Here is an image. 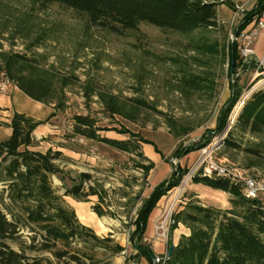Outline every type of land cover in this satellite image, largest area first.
I'll use <instances>...</instances> for the list:
<instances>
[{
	"label": "rangeland",
	"instance_id": "rangeland-1",
	"mask_svg": "<svg viewBox=\"0 0 264 264\" xmlns=\"http://www.w3.org/2000/svg\"><path fill=\"white\" fill-rule=\"evenodd\" d=\"M260 3L262 0H223L218 7L217 27L190 35L164 31L147 23H141L135 31L117 35L90 26L85 15L50 0H0V53H19L32 59V76L46 77L55 90H60L62 104L52 117L57 134L43 139L42 148L37 150L45 153L48 145H52V151H60L64 156L55 162L62 173L52 176L54 190L76 212L81 223L98 236L111 237L124 247L117 254L99 251V257L107 258L111 264H140L141 260L133 259L136 252L133 244L139 245V240L132 239L130 231L149 191L150 174L145 176L138 165H148L150 160L142 148L146 159L77 135L73 131L76 115L96 120V127L103 130L100 135L114 140L130 138L129 134L120 133L123 129L141 135L136 132L140 128L144 132L179 134L177 146L181 145L183 150L197 144L184 165L180 163L183 157L171 154L166 159L173 171L179 167L181 177L185 174L178 189L190 174L191 179L174 205L175 224H166V232L160 227L164 209L177 188L161 198V213L154 223L156 239L165 243L158 249L161 254H155L152 240L144 237L141 241L156 258L167 257L172 236L178 235L180 229H188L177 222L188 205L207 207L204 199L195 197L193 184L197 183H193L195 176L191 172L201 150L208 148L215 161L264 182V159L260 162L246 151L257 140L239 133L234 137L239 147L228 146V122L222 133L216 132L219 118L232 99L233 85L236 83L240 96L247 88L252 89L246 73L241 72L239 77L230 73L228 52L235 43L237 29V21H233L235 7L242 6L247 15L257 10ZM254 49L258 56L264 55L263 32ZM189 78L196 86L186 82ZM109 101L136 117L140 124L121 115L110 116L105 104ZM10 137L0 128V142ZM107 147L113 150L106 151ZM82 173L92 176L84 183V189L93 188L98 193L86 201L65 195L67 189L79 183ZM258 200L264 204V185ZM82 247L88 254L95 253L91 244Z\"/></svg>",
	"mask_w": 264,
	"mask_h": 264
},
{
	"label": "trees",
	"instance_id": "trees-1",
	"mask_svg": "<svg viewBox=\"0 0 264 264\" xmlns=\"http://www.w3.org/2000/svg\"><path fill=\"white\" fill-rule=\"evenodd\" d=\"M85 15L88 24L103 31L124 35L135 31L141 23H147L164 31L190 35L197 30L216 28L218 7L223 0H50ZM264 5V0L246 15L235 34L251 23L254 15ZM230 73L236 74L240 65L237 43L228 52ZM32 59L19 53H0V76L16 84L27 96L58 110L62 101L59 91L43 76H32ZM239 81V78H238ZM196 86L194 80L186 81ZM240 97L236 83L233 95L219 118L216 132L227 127L229 115ZM110 116L121 115L133 123L140 124L136 117L124 113L112 103H105ZM55 113L50 118L54 117ZM73 131L87 139L108 144L129 155L143 159L140 148L144 144L154 145L140 134L123 129L128 140H114L100 135L97 121L89 116L76 115ZM25 114H15L10 128L11 137L0 142V264H111L107 258L99 257V251L117 254L124 247L111 237H100L94 230L79 221L74 210L65 205L62 197L54 190L52 176L62 173L55 163L64 156L60 151H36L39 142L33 133L40 125ZM249 134L256 143L247 149L257 160L264 159V88L255 91L240 109L234 126L227 134L226 144L239 147L234 141L236 134ZM173 134L178 140L180 135ZM180 140V139H179ZM197 144L189 149L177 146L173 157L188 155ZM158 151V149H157ZM260 165V163H256ZM145 176L155 168L153 162L138 165ZM185 175V174H184ZM181 170L156 187L143 202L136 219L132 222L131 238L133 259H146L153 264L154 256L149 246L141 243L144 238L149 215L160 199L177 187L183 178ZM90 174L79 175V183L67 189L66 196L86 201L98 195L95 189H84ZM193 183L229 194L230 209L204 207L191 203L177 217L185 225L189 235H182L171 258L164 257L160 264H264V204L246 198L240 185L227 179H213L197 175ZM95 211H98L95 206ZM83 244H91L94 254H88ZM172 244H169V247ZM105 256V255H103Z\"/></svg>",
	"mask_w": 264,
	"mask_h": 264
},
{
	"label": "crops",
	"instance_id": "crops-1",
	"mask_svg": "<svg viewBox=\"0 0 264 264\" xmlns=\"http://www.w3.org/2000/svg\"><path fill=\"white\" fill-rule=\"evenodd\" d=\"M236 1V0H235ZM241 25L240 22H237V29ZM236 29V30H237ZM25 114L28 117L33 118L36 121L45 122L44 124L37 127L33 135L35 139L39 142V145L35 150L42 148L43 139L52 138L57 134V126L55 125L53 118H50L55 109L53 106H47L41 102H38L29 96H27L16 84H10L6 92H0V128L7 132V135L12 134L10 128L12 119L15 114ZM50 119V120H48ZM140 128L136 132H140L141 135L147 140L151 141L154 145L144 144L142 151L144 155L155 164L154 170L149 175L147 187L146 199L150 198L154 189L162 184L164 181L170 178L173 167L170 163L166 162V159L173 154L179 140L175 139L170 133L167 132H155V131H143ZM45 143V142H44ZM106 148V147H105ZM108 148V147H107ZM158 149V151H157ZM45 150H53L52 145H48ZM113 148H108L106 151H112ZM194 153L188 154L180 159V163L184 165L186 161ZM193 190L196 193L195 197L202 198L205 200L207 207H214L218 209H230L228 194L221 190L212 189L208 186L202 184H193ZM212 193L214 195H212ZM222 196L225 199L226 206L219 205L222 202ZM217 200V201H216ZM162 200L157 203L155 209L151 212L148 218L147 227L145 230L144 237L147 240H152L155 246V254L160 255L158 251L161 248L163 241L156 239L154 232V223L161 213L160 203ZM189 230L184 228L180 229L178 235L174 234L172 236V245L177 246L180 237L182 234L189 235ZM163 251L164 248H163ZM140 264H150L146 259H141Z\"/></svg>",
	"mask_w": 264,
	"mask_h": 264
},
{
	"label": "built area",
	"instance_id": "built-area-1",
	"mask_svg": "<svg viewBox=\"0 0 264 264\" xmlns=\"http://www.w3.org/2000/svg\"><path fill=\"white\" fill-rule=\"evenodd\" d=\"M235 8L236 12L234 14L233 21L243 23L246 17L245 10L242 6L238 5H236ZM262 32L264 33V5L254 15L251 23L233 37V42L237 43L240 56V65L235 76L239 77L241 72L246 73L250 78L249 86H252V89L248 90L247 88L245 93L240 96L233 107L229 116L226 134H228V132L234 126L238 113L245 104L246 100L255 91L264 88V55L258 56L254 49V44ZM10 84L11 82L8 80V78L4 76L0 77V92H6ZM201 151L202 153L200 159L195 164L194 169L191 171L193 176L201 175L202 177L213 179H227L235 185H240L242 193L246 198L251 200L259 198V194L262 191V186L264 185L263 181L256 180L252 177H247L244 175V171L229 169L224 165L223 162L215 161L211 155V152L208 151V148H204ZM173 163L175 166H177L178 161L174 159ZM188 176L191 179V174ZM183 186L184 185H182V187ZM181 188H177L176 194H173L169 198L168 205L164 209V222L160 226L164 232L167 231L166 224L168 226H171L170 222L175 224L172 214ZM156 262L157 264H160L162 262V258L157 257Z\"/></svg>",
	"mask_w": 264,
	"mask_h": 264
},
{
	"label": "bare ground",
	"instance_id": "bare-ground-1",
	"mask_svg": "<svg viewBox=\"0 0 264 264\" xmlns=\"http://www.w3.org/2000/svg\"><path fill=\"white\" fill-rule=\"evenodd\" d=\"M189 182H190V177L188 176L187 179H186V181H185L184 186L181 188V190H180V192H179V195L184 191L185 186H186L187 184H189ZM212 195H214V194L212 193ZM216 201H217V200H216ZM219 205H221V206H226V205H227L223 196H222V202H220ZM228 207H231L230 204H229Z\"/></svg>",
	"mask_w": 264,
	"mask_h": 264
},
{
	"label": "water",
	"instance_id": "water-1",
	"mask_svg": "<svg viewBox=\"0 0 264 264\" xmlns=\"http://www.w3.org/2000/svg\"><path fill=\"white\" fill-rule=\"evenodd\" d=\"M174 249H175V246H174V245H171V246L169 247V249H168V253H167V257H168V258H171V257H172L173 252H174ZM151 260H152L153 264H157V262H156V257H155V256H152V257H151Z\"/></svg>",
	"mask_w": 264,
	"mask_h": 264
}]
</instances>
